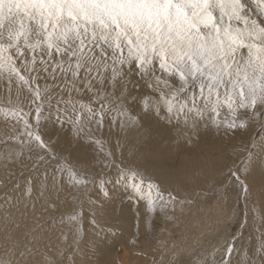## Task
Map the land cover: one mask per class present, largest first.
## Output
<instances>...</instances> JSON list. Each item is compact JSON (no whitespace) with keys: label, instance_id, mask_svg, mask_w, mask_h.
Here are the masks:
<instances>
[{"label":"snow or ice","instance_id":"obj_1","mask_svg":"<svg viewBox=\"0 0 264 264\" xmlns=\"http://www.w3.org/2000/svg\"><path fill=\"white\" fill-rule=\"evenodd\" d=\"M0 79L8 81L9 90L15 81L29 94L27 110L11 99L0 107V115L19 125L10 137L18 144L4 146L0 164L7 171L25 149H38L57 161L51 176L45 171L39 182L28 177L24 190L25 199H32L35 190L37 199L47 198L44 210L56 212L49 193L58 190L65 173L70 183L86 187L90 181L45 141L49 123L60 129L70 125L77 141L90 139L92 125L100 129L106 118L110 128L119 122L121 129L143 127L146 120L170 125L175 119L186 136L201 127L246 130L258 119L264 127V0H0ZM252 157L249 150L246 165L255 163ZM112 163L115 177H101L100 191L108 198L109 185L130 190V200L146 204L149 228L157 210L191 202L166 193L123 160ZM231 175L247 193L238 173ZM8 187L0 184L5 229L8 222L17 226L19 211ZM136 215L138 230L139 210ZM79 216L73 213L69 219L78 222ZM17 243L8 253L15 255ZM66 251L71 250L47 257L46 264H67ZM236 251L233 236L226 256ZM239 255L238 264H264V232L257 245ZM211 257L203 264H213L215 252ZM0 264L13 260L0 259Z\"/></svg>","mask_w":264,"mask_h":264},{"label":"rangeland","instance_id":"obj_2","mask_svg":"<svg viewBox=\"0 0 264 264\" xmlns=\"http://www.w3.org/2000/svg\"><path fill=\"white\" fill-rule=\"evenodd\" d=\"M9 99L27 110V90L18 89L15 81L9 90L8 81L0 79V107H6ZM18 130L19 125L0 115V151L6 144H18L10 139ZM47 132L44 139L51 141L61 161L70 163L81 176L86 174L90 182L86 187L70 183L65 173L58 190L49 193V202L55 200L58 211L50 207L45 211L47 198L37 199V191L32 199H25L26 181L34 177L39 182L45 171L51 176L57 161L38 149L31 153L25 149L7 171L0 164V184L9 185L8 194L18 201L19 209L17 226L8 222L5 229L0 215V259L10 258L13 264H46L47 257L71 250L66 251L67 264H203L215 252L213 264L228 258L238 264L239 253L257 245L264 232L260 222L264 216V166L260 164L264 160V127L259 119L246 130L225 133L223 128L201 127L198 134L187 136L183 124L175 119L170 125L146 120L143 127L121 129L119 122L110 128L106 118L102 128L92 125L90 139L85 136L79 141L68 124L60 129L49 123ZM94 140L101 144L91 143ZM249 150L255 163L246 165ZM108 151L113 153L111 158ZM121 160L151 177L166 193L191 202L169 205L164 212L157 210L147 227L146 204L130 200V190L109 185L108 198L100 191L99 179L114 178L112 161ZM232 171L247 184V193ZM73 213H80L78 222L69 219ZM233 236L237 251L227 257L226 245ZM13 241H18L15 255L8 253Z\"/></svg>","mask_w":264,"mask_h":264},{"label":"bare ground","instance_id":"obj_3","mask_svg":"<svg viewBox=\"0 0 264 264\" xmlns=\"http://www.w3.org/2000/svg\"><path fill=\"white\" fill-rule=\"evenodd\" d=\"M162 174V173H161ZM162 178V177H161ZM166 180V179H165ZM78 252V251H77ZM124 253V252H123ZM125 254H126V256H127V253H126V251H125ZM123 257H125L124 255H123ZM126 262V261H125Z\"/></svg>","mask_w":264,"mask_h":264}]
</instances>
